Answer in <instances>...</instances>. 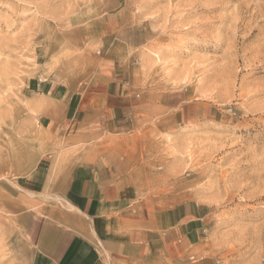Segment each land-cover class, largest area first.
<instances>
[{
  "label": "rangeland",
  "instance_id": "obj_1",
  "mask_svg": "<svg viewBox=\"0 0 264 264\" xmlns=\"http://www.w3.org/2000/svg\"><path fill=\"white\" fill-rule=\"evenodd\" d=\"M109 78L117 116L41 128L52 83ZM93 143L143 207L198 211L183 264H264V0H0V264H26L15 212L54 158Z\"/></svg>",
  "mask_w": 264,
  "mask_h": 264
},
{
  "label": "crops",
  "instance_id": "obj_2",
  "mask_svg": "<svg viewBox=\"0 0 264 264\" xmlns=\"http://www.w3.org/2000/svg\"><path fill=\"white\" fill-rule=\"evenodd\" d=\"M113 84L109 78L80 95L52 83L41 128L53 134L64 130L70 109L74 115L109 110L114 118L121 96ZM64 152L54 158L39 190L31 192L38 198L15 212L26 264H183L192 259L202 227L194 207H143L125 168L102 155L96 143Z\"/></svg>",
  "mask_w": 264,
  "mask_h": 264
},
{
  "label": "bare ground",
  "instance_id": "obj_3",
  "mask_svg": "<svg viewBox=\"0 0 264 264\" xmlns=\"http://www.w3.org/2000/svg\"><path fill=\"white\" fill-rule=\"evenodd\" d=\"M45 11V10H44ZM9 15V14H8ZM11 16V15H10ZM14 16V15H13ZM7 19V18H6Z\"/></svg>",
  "mask_w": 264,
  "mask_h": 264
}]
</instances>
